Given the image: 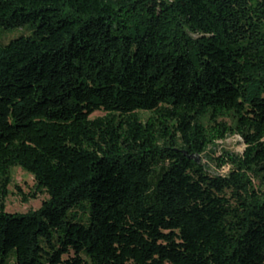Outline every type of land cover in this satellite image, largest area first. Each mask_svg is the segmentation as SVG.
Here are the masks:
<instances>
[{
    "label": "trees",
    "instance_id": "obj_1",
    "mask_svg": "<svg viewBox=\"0 0 264 264\" xmlns=\"http://www.w3.org/2000/svg\"><path fill=\"white\" fill-rule=\"evenodd\" d=\"M0 29L25 30L0 46V264H264V0H0ZM231 135L225 176L191 158ZM13 168L38 210L4 212Z\"/></svg>",
    "mask_w": 264,
    "mask_h": 264
},
{
    "label": "rangeland",
    "instance_id": "obj_2",
    "mask_svg": "<svg viewBox=\"0 0 264 264\" xmlns=\"http://www.w3.org/2000/svg\"><path fill=\"white\" fill-rule=\"evenodd\" d=\"M23 29H0V46L7 44L24 35ZM101 113H95L93 116H100ZM210 149V158L198 157V163L205 167L209 174L213 176H225L228 173V167L223 166L218 168L217 158H220L223 152H228L234 155H241L244 150V144L237 135L226 137L222 141H217L213 148ZM10 183L7 186V197L4 202V212L10 214H28L38 210L41 204L48 199V196L43 192H36L32 177L23 172L19 168H13L9 173ZM263 179L254 180V184L258 188L264 190ZM256 186V187H257ZM34 193V198L30 197ZM6 264H14L13 253L8 255Z\"/></svg>",
    "mask_w": 264,
    "mask_h": 264
},
{
    "label": "water",
    "instance_id": "obj_3",
    "mask_svg": "<svg viewBox=\"0 0 264 264\" xmlns=\"http://www.w3.org/2000/svg\"><path fill=\"white\" fill-rule=\"evenodd\" d=\"M195 162H198V157L194 158V157H191Z\"/></svg>",
    "mask_w": 264,
    "mask_h": 264
}]
</instances>
